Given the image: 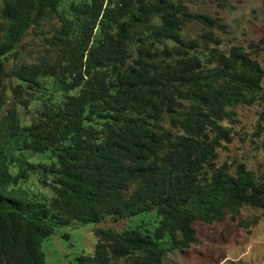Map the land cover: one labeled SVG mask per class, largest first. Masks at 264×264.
I'll use <instances>...</instances> for the list:
<instances>
[{
	"label": "trees",
	"instance_id": "trees-1",
	"mask_svg": "<svg viewBox=\"0 0 264 264\" xmlns=\"http://www.w3.org/2000/svg\"><path fill=\"white\" fill-rule=\"evenodd\" d=\"M45 24L31 61L23 38ZM217 30L184 0H0V264H46L57 226L150 212L152 229L96 228L66 264H165L196 223L264 209V170L216 163L235 106L264 124V66ZM34 172L50 196L17 188Z\"/></svg>",
	"mask_w": 264,
	"mask_h": 264
},
{
	"label": "rangeland",
	"instance_id": "rangeland-1",
	"mask_svg": "<svg viewBox=\"0 0 264 264\" xmlns=\"http://www.w3.org/2000/svg\"><path fill=\"white\" fill-rule=\"evenodd\" d=\"M190 10L216 16L223 24L217 33L222 45H241L258 57L264 66V0H184ZM202 31L200 25H191ZM49 24L29 30L23 44L25 55L34 60L52 36ZM264 93V83H262ZM260 105L235 106L233 139L218 149L216 163L227 164L233 171L237 163H245L254 173L264 170V124L257 127ZM31 161L41 160L38 154H28ZM40 173H31L18 189L28 197L50 196V189L39 181ZM257 217V222L244 228L239 225L243 218ZM157 224L155 212L141 213L121 218L108 217L98 223H77L57 226L55 233L45 238L42 249L46 264H66L84 252L93 253L97 243L96 228H111L117 232L130 228L152 229ZM197 241L189 248L172 250L166 255L165 264H264V209L244 206L238 214L229 213L222 221L212 224L196 223Z\"/></svg>",
	"mask_w": 264,
	"mask_h": 264
},
{
	"label": "clouds",
	"instance_id": "clouds-1",
	"mask_svg": "<svg viewBox=\"0 0 264 264\" xmlns=\"http://www.w3.org/2000/svg\"><path fill=\"white\" fill-rule=\"evenodd\" d=\"M252 208H257V207H252ZM259 209H263V208H259ZM253 218V217H252ZM252 218H243V219H252ZM257 218V217H256ZM242 220V219H241ZM240 220V221H241ZM258 220V219H257ZM257 222V221H256Z\"/></svg>",
	"mask_w": 264,
	"mask_h": 264
}]
</instances>
